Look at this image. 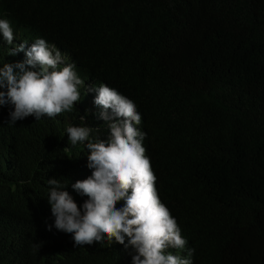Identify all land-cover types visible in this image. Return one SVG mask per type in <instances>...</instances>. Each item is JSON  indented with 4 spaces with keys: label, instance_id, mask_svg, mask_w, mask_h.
I'll list each match as a JSON object with an SVG mask.
<instances>
[{
    "label": "trees",
    "instance_id": "16d2710c",
    "mask_svg": "<svg viewBox=\"0 0 264 264\" xmlns=\"http://www.w3.org/2000/svg\"><path fill=\"white\" fill-rule=\"evenodd\" d=\"M0 19L14 34L11 45L0 36V68L42 38L62 54L59 67L135 103L159 199L187 241L169 252L264 264V0H4ZM12 110L0 105V264H132L127 238L74 246L47 202L49 179L78 207L87 200L72 185L94 171L89 152L66 129L90 127L106 142L100 115L78 101L11 125Z\"/></svg>",
    "mask_w": 264,
    "mask_h": 264
},
{
    "label": "clouds",
    "instance_id": "9594fccd",
    "mask_svg": "<svg viewBox=\"0 0 264 264\" xmlns=\"http://www.w3.org/2000/svg\"><path fill=\"white\" fill-rule=\"evenodd\" d=\"M0 36L12 44L14 34L6 19H0ZM26 43L10 51L11 55L24 51ZM25 56L22 63H5L0 68V89H6L0 91V105L10 104L13 109L9 124L29 116L36 121L54 118L72 111L80 101L85 113L100 115L96 126L102 127L108 139H90L92 128L86 126L66 129L73 146L79 143L87 147V166L94 171L72 185L75 192L87 197L79 207L62 190L65 186L60 180H47V202L55 229L72 234L74 246L103 241L110 246L113 240L125 245L127 238L125 247L136 252L132 264H193V249H187L185 258L168 251L184 250L187 241L159 199L156 176L142 143L146 133L134 126L141 124L135 103L90 77L78 78L72 64L59 67L62 54L42 38L32 43Z\"/></svg>",
    "mask_w": 264,
    "mask_h": 264
}]
</instances>
